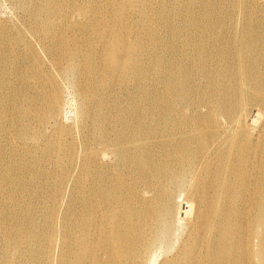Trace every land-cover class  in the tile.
Instances as JSON below:
<instances>
[{"label":"bare ground","instance_id":"1","mask_svg":"<svg viewBox=\"0 0 264 264\" xmlns=\"http://www.w3.org/2000/svg\"><path fill=\"white\" fill-rule=\"evenodd\" d=\"M8 1L0 264H264V0Z\"/></svg>","mask_w":264,"mask_h":264},{"label":"rangeland","instance_id":"2","mask_svg":"<svg viewBox=\"0 0 264 264\" xmlns=\"http://www.w3.org/2000/svg\"><path fill=\"white\" fill-rule=\"evenodd\" d=\"M16 14V9L10 4L8 0H0V18L9 19L14 18ZM67 116L72 118L73 109L66 107Z\"/></svg>","mask_w":264,"mask_h":264}]
</instances>
